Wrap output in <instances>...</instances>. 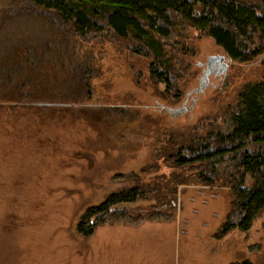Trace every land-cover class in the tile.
Listing matches in <instances>:
<instances>
[{"label": "rangeland", "instance_id": "374dc122", "mask_svg": "<svg viewBox=\"0 0 264 264\" xmlns=\"http://www.w3.org/2000/svg\"><path fill=\"white\" fill-rule=\"evenodd\" d=\"M28 6L26 0H0V20L29 12ZM105 35L77 40L80 61L90 60L92 70L86 90L15 107L0 103V264L90 259L108 264L109 254L84 253L112 251L125 240H173L210 263L264 264V210L250 230L217 236L232 211L234 187L222 178L205 186L199 182L202 173L210 175L208 169L176 168L167 157L177 151L178 140L180 145L189 137L205 140L215 126H224L221 118L239 104L242 88L263 79L264 61L230 62L224 71L213 62L205 79L209 58L228 56L204 33L180 26L178 44L166 46L167 58L179 68L182 94L172 101L163 92L165 84L151 79L152 57ZM173 136L178 140L171 142ZM175 180L184 185L175 189ZM136 184L155 189L160 199L118 209L127 208L133 216L171 214L173 220L138 226L107 222L90 237L78 233L89 207ZM192 243L206 244L193 248Z\"/></svg>", "mask_w": 264, "mask_h": 264}, {"label": "trees", "instance_id": "16d2710c", "mask_svg": "<svg viewBox=\"0 0 264 264\" xmlns=\"http://www.w3.org/2000/svg\"><path fill=\"white\" fill-rule=\"evenodd\" d=\"M26 1L29 12L3 15L0 20V103L12 107L32 100L67 98L90 87V60L80 61L78 38L106 34L125 42L130 51L152 57L151 79L165 84L163 92L172 101H179L182 94L179 68L167 58L166 46L178 44L175 34L180 26L213 39L229 63L264 61V0ZM221 120L224 126H215L205 140L189 137L180 145L178 138L170 137L179 146L167 156L176 168L208 169L210 175L202 173L199 182L205 186L222 178L234 187L233 208L216 233L219 237L235 229L250 230L264 210V77L247 83L240 91L239 104ZM173 183L175 189L184 185L179 180ZM159 199L155 189L138 184L113 192L84 212L77 231L90 237L107 222L138 226L145 221H172L171 214L133 216L127 208L118 209Z\"/></svg>", "mask_w": 264, "mask_h": 264}, {"label": "crops", "instance_id": "0c3cea01", "mask_svg": "<svg viewBox=\"0 0 264 264\" xmlns=\"http://www.w3.org/2000/svg\"><path fill=\"white\" fill-rule=\"evenodd\" d=\"M158 222V221H155ZM162 222V221H160ZM170 222V221H164ZM83 244L92 241H83ZM173 240L147 241V240H125L117 242L111 248L112 251H92L84 254L99 257L101 254H109L111 262L108 264H218V261H205V256L195 254L192 251H184L182 246ZM206 243H192L191 247L199 248ZM101 248L98 246H84ZM209 258V257H208ZM84 264H100L90 259ZM224 264V263H222Z\"/></svg>", "mask_w": 264, "mask_h": 264}, {"label": "water", "instance_id": "95a60500", "mask_svg": "<svg viewBox=\"0 0 264 264\" xmlns=\"http://www.w3.org/2000/svg\"><path fill=\"white\" fill-rule=\"evenodd\" d=\"M213 62H220V63H224V67H223V71L226 70L228 68V64H229V60L228 58H224L223 56H216V57H210L209 58V66H211L212 64H214ZM210 73V71L208 72Z\"/></svg>", "mask_w": 264, "mask_h": 264}, {"label": "flooded vegetation", "instance_id": "af4514ba", "mask_svg": "<svg viewBox=\"0 0 264 264\" xmlns=\"http://www.w3.org/2000/svg\"><path fill=\"white\" fill-rule=\"evenodd\" d=\"M221 65L224 67V63H223V62L221 63ZM209 67H210V68H209ZM209 67H208L209 70H207V74H206V76H205V79H207V75L209 74L208 72L211 71V66H209Z\"/></svg>", "mask_w": 264, "mask_h": 264}]
</instances>
